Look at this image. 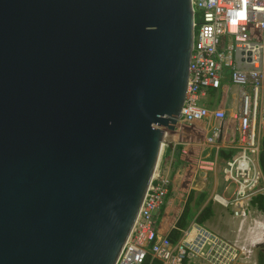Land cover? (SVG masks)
Masks as SVG:
<instances>
[{
	"label": "water",
	"instance_id": "1",
	"mask_svg": "<svg viewBox=\"0 0 264 264\" xmlns=\"http://www.w3.org/2000/svg\"><path fill=\"white\" fill-rule=\"evenodd\" d=\"M192 42L191 0H0V264H115Z\"/></svg>",
	"mask_w": 264,
	"mask_h": 264
},
{
	"label": "built area",
	"instance_id": "2",
	"mask_svg": "<svg viewBox=\"0 0 264 264\" xmlns=\"http://www.w3.org/2000/svg\"><path fill=\"white\" fill-rule=\"evenodd\" d=\"M191 9L193 42L177 128L205 124L202 151H212L213 158H201L200 170L217 173L221 166L220 189L211 194L210 201L229 211L239 224L238 232L247 219H253V229H261L263 238L264 221L258 220L262 215L251 201L264 195L259 164L264 139V0H191ZM227 82L238 89L240 103L232 115V138L224 144L227 111L208 108L203 100L208 91L221 90ZM222 150L235 154L220 162ZM171 185L169 173L158 165L115 264H142L147 256L160 264H244L253 248L239 240H226L195 221L171 243L169 234L175 224L162 232L158 222Z\"/></svg>",
	"mask_w": 264,
	"mask_h": 264
},
{
	"label": "crops",
	"instance_id": "3",
	"mask_svg": "<svg viewBox=\"0 0 264 264\" xmlns=\"http://www.w3.org/2000/svg\"><path fill=\"white\" fill-rule=\"evenodd\" d=\"M211 92H213L214 94ZM239 97L240 96L238 93V89L230 85L229 82H227L226 84L223 85L221 90L208 91L203 102L207 105L208 108L225 109L227 111L226 114L229 113L228 115L230 116V119L233 120V125H234L235 121L232 118V115L237 111V108L239 106V103H240ZM231 120L228 122L226 121L224 124L225 130L221 137L223 139V142L224 140H227V142L229 143V139L232 138V136H230L231 127L228 126L230 124L229 122H232ZM187 129L188 131L181 133L182 135L184 133L189 132V135L188 134L185 135L186 139H184L185 141H183L184 144H180L183 148L181 155L177 159L172 154L169 157L170 162L168 166L167 167L164 166V169H162L163 171H167L169 173L171 180H172V185H171L170 192L168 194L166 203L164 207H162L158 215V222L160 225V230L162 232H167L170 228H172V226L174 227V224L176 223L178 217L180 216V213L182 212V209L180 212H178L180 208L175 209V210L172 209L174 202L181 200L184 206L189 196V193L192 191L196 193L195 198L198 199L199 194L204 191H206L207 196L209 195L208 193L211 192L210 193V196H211V194L214 191L218 192L220 189L217 176H215V174H217L218 172L217 173H215L214 171L208 172L207 170L202 171L200 170V166H199V163H200L199 160L201 158L207 159V160H211L213 158L212 151L208 149L206 151H202L201 143L203 141L204 134H205V131H204L205 124L204 123H194L193 125L187 127ZM194 129L195 130L198 129L202 131L201 133H203V137H202L201 142L196 140L197 134H195ZM175 133L177 132L175 131L173 134ZM173 138L175 139L176 136L174 135ZM173 143L176 144L175 141ZM228 143L224 142V144H228ZM174 144H173L172 150L176 146ZM228 147L229 145L226 148ZM221 152H226V154L228 155L235 154L233 150H222L220 151V153ZM220 153H219V156H220ZM171 160L174 162L172 169H170L171 164H172ZM223 160L219 157L220 162ZM182 164L185 167L178 168V166ZM207 196H206V199L203 205L207 204L210 201V199L207 200L208 199ZM214 205H213L214 215L211 217V219H215L218 221L225 220L222 213L220 212L221 207H219L218 205H216L217 206L216 207ZM227 213L229 214V221L232 223L233 228H230L228 231L227 230L222 231L220 227H217L216 230L215 229L213 230L211 228L209 229L217 233L219 236L225 238L226 240L233 241V242L236 240H239L240 243H244L243 244L244 246H246L247 248L251 247V249L253 248L254 250L257 249L256 248L257 245L262 244L264 242L263 241L264 236L263 238L260 237L261 229L259 228L257 229L256 227L253 229L254 227L253 219H247L243 224L241 232H238L237 230H238L239 224L230 217L229 211H227ZM258 213L262 215V216H259L262 218H258V220L260 222L264 221V214L260 213L259 211ZM193 221H195V219Z\"/></svg>",
	"mask_w": 264,
	"mask_h": 264
},
{
	"label": "trees",
	"instance_id": "4",
	"mask_svg": "<svg viewBox=\"0 0 264 264\" xmlns=\"http://www.w3.org/2000/svg\"><path fill=\"white\" fill-rule=\"evenodd\" d=\"M182 150L183 148L181 145H176L173 150L172 148L167 147L163 158L173 152L175 154L174 156L178 159L182 153ZM219 157L222 160L230 158L226 152H221ZM259 164L264 175V139L261 145ZM195 194L196 193L193 191L189 193V196L182 208V212L175 223V228L169 234V239L173 244H175L179 239L180 231L187 228L194 219L196 223L203 225L214 215L213 203L211 201L201 208L205 202L207 196L206 193L201 194L198 199L195 198ZM251 204L260 213L264 214V195H259L252 199ZM142 264H160V262L151 260V258L147 256ZM256 264H264V245L256 249Z\"/></svg>",
	"mask_w": 264,
	"mask_h": 264
},
{
	"label": "rangeland",
	"instance_id": "5",
	"mask_svg": "<svg viewBox=\"0 0 264 264\" xmlns=\"http://www.w3.org/2000/svg\"><path fill=\"white\" fill-rule=\"evenodd\" d=\"M229 114V113H228ZM227 114V122L228 121H230L231 119H230V116ZM225 121V122H226ZM232 122H229L230 124L228 125L229 127H231V128H233L232 126H233V120H231ZM187 127H189V126H186V125H183V124H180L179 126H178V128H177V130H176V132L177 133H175V134H173V133H171V134H169V138H170V140L169 141H167V142H170V143H173L174 141H175V143L176 144H174V145H180V144H184V142L183 141H185L184 139H186V137H185V135H189V132L188 133H184V134H182V135H184V136H182L181 135V133L182 132H186V131H188V129H187ZM194 131H195V134H197V138H196V140L197 141H199V142H201V140H202V137H203V133H201L202 131L201 130H195L194 129ZM176 136V138L174 139L173 138V136ZM262 136V135H261ZM173 138V139H172ZM199 139V140H198ZM190 141V140H189ZM166 148H167V146H166V144H165V146H163V148H162V151H161V156H160V158H159V161H158V164H157V166L158 165H160V167H161V169H164V166L165 167H167L168 166V164H169V162H170V160H169V157L173 154V155H175L173 152H171L170 154H168L167 156H165L164 158H163V155H164V153H165V150H166ZM174 149V148H173ZM174 158V157H173ZM172 161V160H171ZM173 164H174V162L172 161V164H171V167H170V169H172L173 168ZM182 167H185V166H183V164L182 165H179L178 166V168H182ZM220 169H221V166H219V168H218V173L216 174V176H217V179H218V183L220 184V182H221V177L219 176V171H220ZM211 187V186H210ZM206 193V191H204V192H202V193H200L199 194V196L201 195V194H205ZM210 193L211 192H209L208 194V199L207 200H209L210 199ZM204 205H206V204H204ZM204 205H202L201 206V208L204 206ZM214 205V204H213ZM214 206H216V205H214ZM217 207V206H216ZM180 208V210L178 211V212H180L181 211V209L183 208V202L180 200V201H176V202H174V204H173V207H172V209H179ZM219 208V207H218ZM221 210H220V212L222 213V215H223V217L225 218V220H215V219H210V220H208L204 225L206 226V228H211V229H215L216 230V228L217 227H220V229L222 230V231H224V230H229L230 228H233V226H232V223L229 221V214L227 213V211H225V210H223L222 208H220ZM256 214H253V216L252 217H254ZM259 218H262V217H259ZM254 262H256V249L254 250V252H253V254H251V256H250V258H248L247 260H246V262H244V264H253Z\"/></svg>",
	"mask_w": 264,
	"mask_h": 264
},
{
	"label": "bare ground",
	"instance_id": "6",
	"mask_svg": "<svg viewBox=\"0 0 264 264\" xmlns=\"http://www.w3.org/2000/svg\"><path fill=\"white\" fill-rule=\"evenodd\" d=\"M169 134H171V132H167V135H166V137H165V141H169L170 140V138H169ZM165 146V145H164Z\"/></svg>",
	"mask_w": 264,
	"mask_h": 264
},
{
	"label": "clouds",
	"instance_id": "7",
	"mask_svg": "<svg viewBox=\"0 0 264 264\" xmlns=\"http://www.w3.org/2000/svg\"><path fill=\"white\" fill-rule=\"evenodd\" d=\"M164 205H165V204H164ZM161 209H162V208H161ZM256 210H257V209H256ZM257 211H258V210H257ZM253 250H254V249H253ZM253 250H252V254H253V252H254ZM250 256H251V255H250ZM249 258H250V257H249ZM253 264H256V262H254Z\"/></svg>",
	"mask_w": 264,
	"mask_h": 264
}]
</instances>
